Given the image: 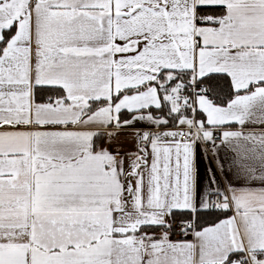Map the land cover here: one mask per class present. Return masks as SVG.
<instances>
[{"label": "snow or ice", "instance_id": "6c2138e0", "mask_svg": "<svg viewBox=\"0 0 264 264\" xmlns=\"http://www.w3.org/2000/svg\"><path fill=\"white\" fill-rule=\"evenodd\" d=\"M0 264H264V0H0Z\"/></svg>", "mask_w": 264, "mask_h": 264}]
</instances>
